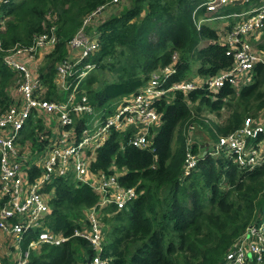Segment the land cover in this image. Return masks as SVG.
<instances>
[{
    "label": "trees",
    "instance_id": "1",
    "mask_svg": "<svg viewBox=\"0 0 264 264\" xmlns=\"http://www.w3.org/2000/svg\"><path fill=\"white\" fill-rule=\"evenodd\" d=\"M106 1L3 0L0 9L6 23L0 31V112L11 103L9 91L17 77L3 61L2 51L29 47L37 36L50 34L51 23L46 17L52 19L54 15L57 41L40 73L48 87L45 97L53 100L57 86L53 66L66 55L65 46L79 31L83 18ZM202 1L131 0L129 7L96 27L97 36L87 27L90 32L85 34L96 38L99 48L80 65L92 62L101 72L111 71L113 78L97 79L93 69L78 83L75 100L85 98L83 103L104 119L115 111L123 96L147 81L151 71L169 64L174 54L173 82L192 81L187 78L192 63L197 65L198 79L227 70L232 58L216 30L205 23L197 28V13L195 19L192 17ZM253 4L254 0H249L225 6L220 13L240 12ZM251 41L255 42L254 37ZM256 46L264 50V43L256 42ZM75 81V76L70 77V89L56 92L59 100L66 99ZM157 109L162 122L153 133L151 148L134 147L127 135L113 132L90 162L89 169L95 174H107L115 168L120 173L119 184L137 193L120 210L113 206L100 210L101 255L107 264H220L264 208V166L241 169L230 159L206 153L198 158L192 172L183 175L187 136L191 131V150L199 155L209 141L237 130L245 118L263 110L264 63L255 62L251 80L237 89L225 83L217 92L202 87L176 91L168 102H158ZM222 110L226 113L222 121L204 116ZM88 119L73 117L77 133ZM30 124L20 131L17 141L27 142L24 133L32 135V126L26 129ZM31 175L35 176V171ZM49 188L54 195L48 201L50 212L43 225L69 238L58 245L31 249L25 264H85L94 251L86 239L72 234L84 220V211L97 204L98 196L87 183L70 178H57L45 191ZM1 264L14 263L3 258Z\"/></svg>",
    "mask_w": 264,
    "mask_h": 264
},
{
    "label": "built area",
    "instance_id": "2",
    "mask_svg": "<svg viewBox=\"0 0 264 264\" xmlns=\"http://www.w3.org/2000/svg\"><path fill=\"white\" fill-rule=\"evenodd\" d=\"M121 0H108L89 13L84 23L100 15L111 4ZM230 0H205L198 5L208 11H216ZM3 0H0V6ZM239 20L227 29L219 41L226 46V54L232 58L231 66L218 74L205 79L173 82L174 60L154 70L147 81L135 92L122 97L115 111L104 119L83 103L85 98L76 101V87L95 66L82 60L94 53L98 43L85 34L82 29L70 41L73 48H80L79 58H63L56 65L62 89H70L69 78L76 77L75 84L65 100H50L45 97L47 85L24 63V59H35L42 49L50 53L57 38L50 26V34L37 36L32 45L26 48L13 47L2 51L5 64L17 73L14 83L16 95L10 105L0 112V230L9 235V245L19 251L15 264H25L29 251L43 244L58 245L69 237L51 232L43 224L50 212L48 201L53 197L50 186L57 178H70L75 182L87 183L98 196L97 204L84 211L78 229L72 236L86 239L94 254L85 264H107L102 252V225L100 210L113 206L116 210L124 208L137 193L134 188L122 186L118 182L119 172L113 168L109 173L95 174L89 166L96 150L110 138L113 132L127 135L128 143L141 149L152 146L153 133L161 124V113L157 109L160 101L168 102L176 91L188 92L202 87L208 92H217L225 83L238 88L251 80V70L259 61L251 44V38L260 34L264 28V0L261 4L242 13L234 14ZM6 18L0 9V31L5 27ZM200 21L197 22L199 26ZM95 49V50H94ZM261 61V60H260ZM42 114L56 118L60 131L51 134L39 131L35 141L39 147L32 153L21 151L16 142L20 131L33 117ZM89 119L77 133L73 127V117ZM28 141L26 142L27 145ZM186 158L183 175L192 172L200 156H222L230 159L237 167L251 170L264 166V109L255 117H247L237 130L219 135L211 140L208 148L199 155L191 150L192 133L187 136ZM29 144V143H28ZM46 149V150H44ZM38 151H43L37 153ZM33 167L39 170L33 169ZM35 176L31 175L32 172ZM33 234V237L31 235ZM26 237H29L26 242ZM25 244V248L21 246ZM1 264V259H0ZM220 264H264V209L253 223L244 231L224 254Z\"/></svg>",
    "mask_w": 264,
    "mask_h": 264
},
{
    "label": "crops",
    "instance_id": "3",
    "mask_svg": "<svg viewBox=\"0 0 264 264\" xmlns=\"http://www.w3.org/2000/svg\"><path fill=\"white\" fill-rule=\"evenodd\" d=\"M247 1H249V0H230L227 4L223 5L222 7H220L216 11H208L204 7H200V8H198L200 10L198 11V9H197V11L195 12L194 16L192 14V17L195 19V15L197 13V15H198V19L196 20L197 28H199V26L201 24H203V23L208 24L210 26H213V29H215L216 32L218 33L217 34L218 35V40L220 41L221 38L224 36L226 30L230 29V27L234 23H237L239 21L237 19V17L234 16V14H239V13L248 11V10L258 6V5L261 4L262 0H254V4H253L252 7H249L246 10L244 9V10H242L240 12H232V13L223 14V13H220L222 8L225 7V6H229V5L230 6H234L235 4L242 5L243 3L247 2ZM202 2H200L198 5H200ZM130 4H131V1H129V0H121L118 4L108 5L100 15L90 19L88 21V23L85 24L84 21H82V26L80 27L79 30H81V29L83 30V28H84V33H89L90 31H86L87 27H90V30L91 29L93 30L94 29L93 27H97V25L99 23L105 21L106 19H109L111 16L118 15L123 10V8L129 7ZM200 11H204V12H202L203 13L202 15H199ZM198 21H200L199 26L197 25ZM214 21L217 22V23L213 24L212 22H214ZM263 40H264V28L262 29L260 34L255 38V43L256 42L259 43V41H263ZM251 43H252V41H251ZM261 43H264V42H261ZM65 47H66V55L64 56V58H70V57L79 58V56L81 55L80 48H73L72 45H70V42L67 43ZM53 51H54V49L50 53H48L49 52L48 49H46V48L42 49L41 51H39L36 54V58L35 59H24V63L34 74L38 75L39 78H40V76H41L40 73L42 71V66L41 67H39V66L41 65V63L45 59V56H48ZM59 61H61V60H59ZM59 61H57V63ZM57 63H56V65H57ZM55 78H56V84H57L56 89L58 91L59 89L62 88V85H61L60 78L58 77V75L56 73V66H55ZM11 90H12L11 93L9 91L10 96L11 97L15 96L16 92H17L16 89L12 86ZM47 91H48V88H47ZM59 91L61 92V90H59ZM56 99H58V98H55L53 100H56ZM42 115L44 116L45 114H42ZM53 130L56 131V133L58 131H60L59 128L56 127V125L53 128ZM89 155L91 157H93V158L95 157V155L94 156L91 155V154H89ZM33 169L38 170L35 167H33ZM8 240H9V235L6 232L0 230V259L6 258V259H8L9 261H11V262H13L15 264V262L20 257V254H19L20 249L18 251H16L15 247H11L8 244ZM21 248L24 249L23 246H21Z\"/></svg>",
    "mask_w": 264,
    "mask_h": 264
},
{
    "label": "rangeland",
    "instance_id": "4",
    "mask_svg": "<svg viewBox=\"0 0 264 264\" xmlns=\"http://www.w3.org/2000/svg\"><path fill=\"white\" fill-rule=\"evenodd\" d=\"M129 1H131V0H129ZM256 2V1H255ZM87 16V15H86ZM86 16L83 18V20L82 21H84L85 19H86ZM50 17H52V19L51 18H49L48 16L46 17V19L49 21V23H51V26H54V27H56V23L54 22V19H55V16L54 15H52V16H50ZM213 24H216L217 22H212ZM100 24V23H99ZM98 24V25H99ZM97 25V26H98ZM95 28L96 27H94V29L92 30L93 31V36L95 35V36H97L96 35V33H94L95 32ZM83 32H84V29L82 30ZM78 34V32L76 33V35ZM218 34V33H217ZM75 35V36H76ZM259 35V34H258ZM258 35H256V37L258 36ZM255 37V38H256ZM91 38H93V37H91ZM95 40H96V38H94ZM96 42L98 43V41L96 40ZM260 43L261 42H264V40L263 41H259ZM205 43V41H203V42H201L200 44H199V47L200 46H202L203 44ZM258 43V42H257ZM252 44V47H253V49L256 51L255 52V55H257V57H258V59H260L263 63H264V50H261V49H259V48H257V46H256V43L255 42H253V43H251ZM0 45H1V43H0ZM98 48H99V45H98ZM97 48V49H98ZM95 50V49H94ZM2 54H3V52H2ZM46 57V56H45ZM47 59V58H46ZM46 59H44L43 60V62L41 63V65L39 66V67H41L42 66V69L45 67V65H46V62H47V60ZM177 59V55L176 54H174L173 55V57H172V60L171 61H173V60H176ZM259 60V61H260ZM57 63V62H56ZM56 63H55V65L53 66V68H55V66H56ZM43 64V65H42ZM161 66H159V67H157V68H160ZM196 67H197V65H196V63H192L191 64V66H190V69H189V71H187V78L189 79V80H196V79H198V76H196ZM157 68H155L154 70H156ZM94 69V70H93ZM92 70H93V73H94V75L96 76V78L97 79H99V78H105V79H109V80H111L112 78H113V75H112V72L111 71H108V70H103L102 72L101 71H99V70H97V68L95 69V66L90 70L91 72H92ZM153 70V71H154ZM89 71V72H90ZM153 71H151L150 72V74L153 72ZM200 79V78H199ZM62 89V88H61ZM61 89H59V90H61ZM57 91V89H53V91H54V94H53V96H54V99L55 98H58L56 95H57V93L56 92H60V91ZM225 111L224 110H222L221 112H220V114H216V113H212V112H207V113H204V116L207 118V119H210V120H212V121H216V122H218L219 120H223L224 119V117H225ZM72 117H75L76 118V116H72ZM75 122V121H74ZM41 124V127H39V125ZM55 125H57V122H56V118L55 117H53V116H50V115H41V116H39V118L38 117H33V119H32V121H31V124L30 125H28L27 127H26V129L27 130H29L30 129V126H32V129H33V131L31 132L32 133V135L31 136H28L27 135V133H24L25 135H24V139L25 140H27L28 141V143H27V145H26V141L25 142H19V141H17L16 142V146H17V148L18 149H20L21 151H30V152H34L38 147H39V144H37V142L36 141H34V140H32V137L35 139V135L37 134V133H39V131H40V129H41V131H43V132H46L47 134H51V136H52V133L54 132V130H53V128L55 127ZM25 130V129H24ZM24 132V131H23ZM45 146L44 145H41L39 148L40 149H42V148H44ZM44 150H46V149H44ZM44 150L43 151H38L37 150V153H41V152H44ZM213 157V156H212ZM261 214V212H259L258 214H257V218L259 217V215ZM79 220H81V219H79Z\"/></svg>",
    "mask_w": 264,
    "mask_h": 264
}]
</instances>
